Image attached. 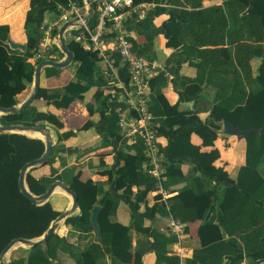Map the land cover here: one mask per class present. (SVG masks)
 I'll return each mask as SVG.
<instances>
[{
	"label": "trees",
	"instance_id": "trees-1",
	"mask_svg": "<svg viewBox=\"0 0 264 264\" xmlns=\"http://www.w3.org/2000/svg\"><path fill=\"white\" fill-rule=\"evenodd\" d=\"M154 1L156 0H134L136 4ZM70 2H75L81 8L85 7V0L30 1L26 21L28 42L24 51L10 48L9 44L6 43L9 37V29L7 26H0L1 107L7 108L17 105L19 103L18 95L33 82L35 68L39 63V61H33V54L37 48L38 38L43 33V28L38 22V14L48 9L51 15L57 19L62 12L58 9V6L66 7ZM243 3L247 5L249 0H235L233 5H240L239 10H243L246 7ZM250 3L249 12L242 17L238 16L232 24L237 25L242 20L250 26L257 23L260 24V29L263 31L264 0H252ZM153 13H150L146 18L143 24L144 29L151 28L150 17ZM137 20L138 15L136 14L129 18L127 21L128 29L143 30L137 26ZM95 22L96 16L94 14L89 20L90 27H93ZM161 30V28H156L153 29V32L158 34ZM231 32L229 40L231 44L235 45L236 51L256 52V50H260L259 52L264 54V44L255 47L240 40L235 31ZM74 33H77V30H74ZM67 42L68 47L75 56V60L71 63L74 66V75L65 86L48 88L47 102L58 109L68 108L74 100L83 99L84 94L94 86L98 88L95 99L101 101L102 92L99 89L107 85L109 79H106L100 72L101 60L98 58L97 53L85 50L79 42L72 38L68 37ZM132 43L133 50L142 55L145 47L137 46L134 41ZM168 44H174L173 40H170ZM150 45H153L152 42H150ZM54 50L63 55L59 46L54 45ZM112 55V57L121 60L117 52H112ZM236 60L240 65V58L236 57ZM16 64L20 65L22 73H5L6 65L14 67ZM232 65L236 70L235 62ZM60 71L61 68L53 66L45 68V74L48 77L58 75ZM119 71L120 77L126 80L128 76L126 66L122 64ZM222 94L214 107V120L209 123L199 122L196 126L181 131L175 136L174 143L168 150L169 156L178 160L176 162L169 160L165 163L167 173L166 179L161 182L163 189L189 179L187 185L181 188L178 194L167 200L163 199L161 194H158L156 204L152 207L146 206L147 210L160 212L162 215L171 216L184 222L202 215L204 221L199 228L202 247L196 249L192 258L186 259L184 264H221L224 255L218 257L220 262L210 259L214 258L213 252L225 244L221 241H223L227 229L222 230L221 227L226 217L235 213L237 211L235 209L239 206L248 207L249 204L253 203V207L259 210L261 205L264 204V177L259 170V165L264 160V87L257 83L248 92L241 91L240 88H234L231 95L224 93V91H222ZM33 101L34 99L20 112L1 114L0 124L45 126L44 121H47L62 127L63 124L55 114L39 110ZM156 107L160 108L162 115L159 119L155 116L156 121H160L159 136H170L176 125L185 126L197 119L196 114L182 112L172 107L162 92L159 91L152 94L151 110L153 114H157ZM88 108L90 112L94 111L91 105H88ZM101 116L103 119L107 118L102 130L113 133L116 139L120 141L118 153L122 161L116 170L125 185L123 195L106 191L103 182L84 181L76 166H67L61 153L65 150L69 152V150L60 142L75 133L69 130L58 134L57 142H54L53 145V152L46 162L51 167V174L36 178L29 171L26 174V183L30 191L37 195L47 191L49 186L57 180H61L76 191L78 206L76 211L66 219L65 225L66 227L71 226L75 232L92 236V239L84 248H81L80 245L69 240L68 233L66 235L53 233L49 236L46 246L37 243L29 247L25 256L12 259L13 264H65L63 259L60 258L61 254H67L75 261V264H144L142 258L144 254L150 251H155L157 257L164 261L180 264V257L167 255V245L178 241L177 235L167 234L157 228L145 226V219L142 216L134 217L131 225H125L118 221L117 210L123 197H133L136 207L139 208L141 204L146 203L148 193L157 189L158 181L144 170L143 165L146 162V157L142 142L138 140L131 144L121 135L117 116L105 115L103 111ZM225 119L240 129H248L253 126L259 128V130H254L245 136L247 140L246 165L241 167L236 179L230 178L225 170L213 165V162L219 157L217 149L211 150L209 153L202 152L199 146L190 142L192 133L197 132L203 138L205 145L212 146ZM45 147V142L40 137L16 132H0V257L3 250L13 239L35 238L43 235L52 221L61 214V211L54 208L50 199L40 204L32 202L28 196L22 193L19 184L22 167L27 162L39 158L45 151ZM132 149L135 150V154L130 153ZM185 156L195 157L205 171L212 172L219 179L229 183L221 187L217 196L216 208L221 213L217 222H214L213 218L205 219L206 213L212 208L214 199L212 192L214 189V185H212L213 177L205 173L202 176L199 175L193 178L184 176L181 169L182 160L179 158ZM58 160L63 166L62 170L54 166ZM43 172H45L44 169H40L35 171L34 174L40 175ZM105 173L110 178L112 170H106ZM134 185L137 186V191L132 189ZM200 195L206 197V200L199 206L202 208V212L199 211L197 205L188 204L184 199L196 201L195 197ZM255 198H260L259 205L254 204ZM96 204L101 206L98 215V223L101 227L100 240L95 238L96 233L90 220L91 208ZM132 228L138 233L135 244L133 243ZM185 231H188L187 226ZM0 264H3L1 260ZM233 264L240 263L234 262Z\"/></svg>",
	"mask_w": 264,
	"mask_h": 264
},
{
	"label": "crops",
	"instance_id": "crops-1",
	"mask_svg": "<svg viewBox=\"0 0 264 264\" xmlns=\"http://www.w3.org/2000/svg\"><path fill=\"white\" fill-rule=\"evenodd\" d=\"M30 1L0 0V26H7L9 38L14 42L24 43L26 46L28 42L26 21ZM234 1L156 0L152 2L153 6L151 7L147 6V3H143V9L146 12L145 18L138 15L140 11L136 12L138 15L136 24L143 30L128 29L127 27L129 40L134 41L141 48L145 47L142 56L159 67V73L152 79L153 85L151 82L152 94L158 91L162 92L172 107L197 116V119L188 125H176L170 136H159L160 152L165 163L169 160L172 162L178 160L170 157L168 153L174 143L175 136L181 131L196 126L199 122L209 123L214 120V107L220 100L219 96L223 95L222 91L231 95L234 88L248 92L257 83L264 87V54L260 53V50H256V52L236 51L235 45L231 44L229 40L231 31H235L240 40L256 47L264 44V29L261 31L260 24L254 23L250 26L243 20L239 21L237 25L232 24L238 16L242 17L249 12L252 0H249L247 5L243 3L246 6L243 10H239L240 5H233ZM152 12H154L150 17L152 26L149 29H144L143 24ZM55 20L57 19L51 15L48 9L38 14V22L42 28ZM156 28L162 30L155 34L153 29ZM170 40H173L174 44H168ZM150 42L153 45H150ZM38 43L39 38L36 46ZM81 46L83 47L82 44ZM83 48L87 50L85 47ZM112 52L114 50H111L112 62L115 69L119 70L122 61L112 57ZM64 57V53L62 55L56 51L55 60H62ZM236 57L240 58V65L237 63ZM233 62L236 64V70L232 65ZM45 68L41 70L39 89L33 102L39 110L55 114L63 124L62 127H58L55 123L44 121L54 142H57L58 134L62 132L71 130L75 133L73 136L61 140L60 144L69 150V152L62 151V159L67 166H76L84 181L103 182L106 191L123 195L125 185L116 170L122 161L118 153L120 141L113 133L102 130L107 118L103 119L101 116L102 111L105 115L115 116L117 106L121 105V86L111 83V78L106 74L108 66L100 62V72L106 79H109V83L99 89L102 92L101 101L95 99L98 88L94 86L84 94L83 99L74 100L68 108L58 109L47 102V89L65 86L73 78L74 66L70 64L61 68L58 75L50 77L45 74ZM4 71L6 74L23 72L19 64L14 67L6 65ZM32 88L33 82L18 95V104L31 94ZM241 95L242 92L240 97ZM88 105L92 106L93 112H90ZM122 107L125 108V106ZM155 111H157V114H154L157 119L161 118L160 108L156 107ZM158 123L160 126V121ZM28 134L42 137L39 132H29ZM190 142L199 146L202 152L209 153L211 150L217 149L219 157L213 162V165L225 170L232 179H236L241 167L246 165L247 140L245 136L226 134L223 131V122L212 146L205 145L203 138L197 132L192 133ZM130 153L135 154L136 152L132 149ZM179 159L182 160L181 169L184 176L193 178L205 173L213 177L214 199L212 208L206 213L205 219L213 218L214 222H217L221 216L216 208L217 196L221 187L229 183L219 179L212 172L205 171L195 157L185 156ZM54 166L59 170L63 168L60 160L56 161ZM143 167L147 171L145 163ZM40 169H44L45 172L40 175L34 174ZM106 170H112L110 178L105 173ZM259 170L264 177V160L260 163ZM30 172L36 178H41L51 174V167L45 164L31 169ZM188 182L189 179L183 180L163 189V192L159 189L150 191L146 203L141 204L139 208L136 207L133 197H123L117 210L118 221L125 225H131L134 217L142 216L145 219V226L157 228L169 234L168 230L166 232L169 216L147 210L146 206H154L158 194H161L166 200L175 196ZM132 189L137 191L138 188L134 185ZM195 198L196 201L184 199L188 204L197 205L201 211L202 208L199 206L206 200V197L200 195ZM50 200L54 208L61 212L71 203L70 196L61 191H56ZM254 204L259 205L260 198H255ZM235 210L237 211L229 214L222 223V230L227 229L223 241H221L225 244L213 252L214 258L210 260L218 261V257L224 255L221 264H233L234 262L264 264V204L259 210L253 207V203L248 207L239 206ZM203 221L202 215L187 221L188 231H185L181 240L167 245V255L180 257V264H184L186 259L192 258L194 251L202 247L199 228ZM66 230L69 240L80 245L81 248H84L92 239V236L73 231L71 226L61 228L60 232L65 233ZM131 231L135 244L138 233L134 228ZM95 238L97 239V234H95ZM60 258L65 264H75V261L67 254H61ZM142 260L144 264H175V262H167L158 258L155 251L144 254Z\"/></svg>",
	"mask_w": 264,
	"mask_h": 264
},
{
	"label": "built area",
	"instance_id": "built-area-1",
	"mask_svg": "<svg viewBox=\"0 0 264 264\" xmlns=\"http://www.w3.org/2000/svg\"><path fill=\"white\" fill-rule=\"evenodd\" d=\"M91 1L94 5L92 15L96 16L95 25L90 27V18H81L65 31V36L81 43L87 50L96 52L101 62L108 66L106 74L111 78V83L121 86V105L115 110L121 135L131 143L138 140L142 142L147 172L157 179V189L163 192L161 182L166 179L167 168L159 147V123L151 110V82L159 73V67L133 51L126 24L133 13L140 11V17H145L146 12L143 5L136 4L134 0ZM146 5L153 6L152 3ZM58 9L62 12L57 20L43 27L42 36L33 54L35 61L55 60L54 45L59 46L58 31L62 23L82 15V8L75 2H70L66 7L58 6ZM111 50L121 56L123 65L127 68L126 80L115 69ZM186 226V222L171 216L167 221L168 233L177 235L178 240L184 237Z\"/></svg>",
	"mask_w": 264,
	"mask_h": 264
},
{
	"label": "water",
	"instance_id": "water-1",
	"mask_svg": "<svg viewBox=\"0 0 264 264\" xmlns=\"http://www.w3.org/2000/svg\"><path fill=\"white\" fill-rule=\"evenodd\" d=\"M88 4L87 13L81 16H77L75 19L68 20L62 24L58 31V38H59V47L60 50L64 53L65 57L62 60H53V59H47L40 61L35 68L34 76H33V88L31 94L20 104L11 106V107H1L0 106V115L4 113H14V112H20L25 107H27L30 102L36 97V94L38 93L39 84H40V74L41 70L44 67L47 66H53L57 68H64L72 63L74 60V53L70 50L68 47L67 38L65 36V31L71 26L76 24L81 18H89L93 12L94 5L91 0H85ZM6 43L9 44L10 48L12 49H20L24 51L26 49V44L24 43H18L14 42L11 38L8 37L6 40ZM254 130H259L257 126H253L248 129H240L239 127H236L232 122L225 119L223 120V131L226 134L231 135H237L238 137H244L246 134L251 133ZM0 132H16V133H23L27 134L29 132H40L42 134V138L45 142V151L43 154L34 160H31L30 162H27L20 171V188L23 194L28 196L32 202L34 203H43L50 199V197L58 190L63 191L65 194L70 196L71 203L61 214L52 221L51 225L48 227V229L44 232L43 235L35 238H15L13 239L3 250L0 260L3 262V264H13L12 260L9 258L5 259V254L9 249H12V247L17 248L21 246L20 244H23L25 246L31 247L37 243H42L47 245L48 238L53 233H58L60 235L66 234L60 232V227L64 224L66 219L71 216L77 209L78 206V194L76 191H74L72 188H70L68 185L63 183L61 180H57L53 182L47 191H45L42 194H34L30 191L28 188V185L26 183V174L33 168L38 166H43L46 164L48 158L51 156L53 152V145L54 140L52 137V134L50 133L47 126H26L22 124H16V125H2L0 124ZM30 136V135H29ZM101 206L99 204L94 205L91 208V215L90 220L94 227L95 233L97 234V240L101 239V227L98 223V215L100 212ZM66 226V225H65Z\"/></svg>",
	"mask_w": 264,
	"mask_h": 264
},
{
	"label": "rangeland",
	"instance_id": "rangeland-1",
	"mask_svg": "<svg viewBox=\"0 0 264 264\" xmlns=\"http://www.w3.org/2000/svg\"><path fill=\"white\" fill-rule=\"evenodd\" d=\"M82 11L83 12H85V8L84 9H82ZM45 28V27H44ZM166 232H167V229H166ZM67 233H68V231H67ZM66 233V234H67ZM29 247L28 246H19V247H17L16 249H14L12 252H11V254L9 255V257H5V259H7V258H9L10 260H12V259H14V258H19V257H21V256H25L26 255V253H27V249H28ZM17 250V251H16Z\"/></svg>",
	"mask_w": 264,
	"mask_h": 264
},
{
	"label": "clouds",
	"instance_id": "clouds-1",
	"mask_svg": "<svg viewBox=\"0 0 264 264\" xmlns=\"http://www.w3.org/2000/svg\"><path fill=\"white\" fill-rule=\"evenodd\" d=\"M149 3H152V2H149ZM141 4H143V3H141ZM86 5H87V7H86ZM85 12H83L82 11V15H84V14H86L87 13V9H88V4L86 3V1H85ZM84 8H82V9H84ZM92 14H93V12H92ZM91 14V15H92ZM134 14H137V13H133L129 18H131ZM139 16H140V14H138ZM60 16V15H59ZM93 16V15H92ZM92 16H90L89 18H91ZM128 18V19H129ZM141 18H145V17H141ZM82 19H84V18H82ZM90 20V19H89ZM128 21V20H127ZM64 23V22H63ZM62 23V24H63ZM126 24H127V22H126ZM62 26V25H61ZM67 39H68V37H66ZM129 38V37H128ZM131 41V40H130ZM132 42V41H131ZM81 44V43H80ZM133 44V43H132ZM60 48V47H59ZM134 51V50H133ZM116 52V51H115ZM135 52V51H134ZM118 53V52H117ZM136 53V52H135ZM119 54V53H118ZM140 55V54H139ZM121 57V56H120ZM121 60H122V58H121ZM122 64H123V62H122Z\"/></svg>",
	"mask_w": 264,
	"mask_h": 264
},
{
	"label": "bare ground",
	"instance_id": "bare-ground-1",
	"mask_svg": "<svg viewBox=\"0 0 264 264\" xmlns=\"http://www.w3.org/2000/svg\"><path fill=\"white\" fill-rule=\"evenodd\" d=\"M39 133H40V132H39ZM58 191H61V190H58ZM61 192H63V191H61ZM61 228H65V225L63 224V225L60 227V230H61ZM20 245H23V244H20ZM13 249H15V247H14V248L12 247V249H9V250L6 252V254H5L4 257H9V254H10V252H11Z\"/></svg>",
	"mask_w": 264,
	"mask_h": 264
}]
</instances>
